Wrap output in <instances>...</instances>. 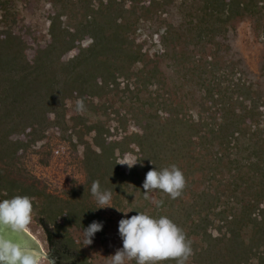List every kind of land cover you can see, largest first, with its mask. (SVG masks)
<instances>
[{"label":"trees","instance_id":"obj_1","mask_svg":"<svg viewBox=\"0 0 264 264\" xmlns=\"http://www.w3.org/2000/svg\"><path fill=\"white\" fill-rule=\"evenodd\" d=\"M136 2L142 3L141 7L148 11L155 5L164 9L170 0H132L133 4ZM220 2L223 3L222 10L218 7L219 2H208L209 16L221 19L222 13L227 11L225 7H228L229 13L224 22L235 14H242L237 0ZM259 2L250 0L249 4L243 5V14L263 19L264 3L259 6ZM6 3L7 0H0V10H6ZM52 3L54 9L48 14L50 40L37 47L28 43L26 31L16 30L2 15L0 198L8 199L15 195L31 197L33 215L45 230L49 255L56 259V264H88L89 250L72 235L71 228L83 231L93 221L101 222L91 199L92 182L98 180L102 188L115 194L122 190L125 193L132 184L139 188L140 181L148 171L175 164L186 178V187L177 199L155 190L158 201H163L156 208L162 213L169 212L167 217L182 228L191 241L193 254L186 264H253L254 261V264H264V113L257 111V101L253 100L250 105L246 103L251 100L252 87H246L241 80L235 82L234 67L228 72L216 73V61L204 63L202 59L196 60L194 67L210 66L208 71H211V77H205L199 83L200 109L199 118L195 121L183 113V106L173 107L168 95L172 98L175 92L168 94L170 89H166L165 79L156 75L158 60H154L153 68L148 69L150 64L144 61L145 55L131 45L126 16L124 13L113 15L117 5L115 0L100 1L98 10L91 1L85 3L86 10L81 21L84 23L80 28L78 22L75 23L74 11L57 12V2L52 0ZM62 16H66V19L62 20ZM122 18L123 22L120 21ZM142 19L141 16L137 17L136 22ZM164 28L159 35L164 46L159 56H165L171 47L168 39L173 34L172 28ZM88 30L94 32L89 46L82 48L81 39L77 45L73 43L75 37ZM76 46L77 56L67 63H60L61 56ZM35 48L39 52L31 59L28 53ZM112 57H125L133 63H142L139 72L149 77L146 88L156 85L151 94L158 106L154 114L147 113V108L151 110L155 102L145 101L141 105L144 121L136 123L139 131L124 135L122 140L109 142L96 131L95 144L100 151L89 146L90 143L83 151L85 182L65 190L63 195L47 191L36 177L24 176L13 160L20 159L28 152L30 141L42 139L50 123H55L50 119V114L54 112L60 115L58 106L66 98L86 100L87 94L95 96L112 90L106 80L98 84L95 79L97 72L113 73L114 68L119 69L116 62L110 59ZM174 58L181 61L185 56L174 52ZM181 70L183 67H179V71L181 77L186 78L184 84H192ZM202 74H206V71ZM184 84L181 87L187 88ZM90 88L98 90L89 91ZM244 88L246 93L243 92ZM135 93L139 95L140 90L137 89ZM194 94L192 90L185 94V98L193 99ZM237 101L240 104H236ZM160 110L166 115L160 116ZM77 118L83 120L89 132L97 129L88 124L87 113L85 117L77 115L75 120ZM70 121L66 120L71 124ZM74 126L72 129L76 133ZM253 137H256L257 144L252 143ZM130 145H135L137 149V164L126 173L119 169L115 150L119 148L124 155L133 151ZM243 153L246 155L241 157ZM224 161L228 164L223 165ZM222 166L226 168L222 169ZM15 167L17 169L13 170ZM204 171L207 172L204 176L209 187L202 189L192 176L199 172L201 177ZM214 184L225 187L215 193L210 189ZM238 197L243 199L239 200ZM210 226L216 227L219 234L209 232ZM103 232L104 229L95 237H102ZM164 264H176V261L169 260Z\"/></svg>","mask_w":264,"mask_h":264},{"label":"rangeland","instance_id":"obj_2","mask_svg":"<svg viewBox=\"0 0 264 264\" xmlns=\"http://www.w3.org/2000/svg\"><path fill=\"white\" fill-rule=\"evenodd\" d=\"M55 1L57 2V12L62 13L68 10L73 13L74 11L75 23L78 22L77 25L80 28L84 23L81 21L86 10L85 3L91 1L93 7L98 10L101 7L100 1L107 2L109 0ZM74 1H78V3L72 4ZM115 1L117 5L113 9V15L124 13L126 16L128 40L132 41L131 45L135 49L139 48L145 55L144 61L150 64L148 69L153 68L154 60H158L159 68L156 75L160 79H165V87L170 89L168 94L175 92L172 94V98L168 95L169 100L173 102V107L180 108L183 106V113L187 114L186 116L189 115L191 119L198 120L199 97L201 95L199 83L205 77H211V71H208L209 65L193 66L196 60L202 59L204 63L216 61L218 67L216 73L228 72L234 67L235 76L233 79L235 82L241 80V83L245 84L246 87H252L251 100L246 103L250 105L253 100L257 101V111L264 113V18H254L247 13L243 14L242 6L249 4L250 0H237L240 2L239 11L242 14H235L228 22L223 21L229 13L228 7H225L227 11L222 13L221 19L207 14L209 11L208 2L215 3L217 1L219 2V9H223V3L220 0H170L166 8L163 9V7L155 5L148 11L141 7L142 3L140 2L133 4L132 0ZM262 3L264 0L258 5L260 6ZM52 4V0H7L6 10H0V23L3 15L7 23L16 30L26 31L25 37H28V43L33 44V47L44 45L50 40L48 14L54 9ZM140 16L143 19L136 22L137 17ZM61 19L65 20L66 16H62ZM120 21L123 22V18ZM201 21L202 23H200ZM167 26H170L173 31L172 36L168 39V43L171 45L170 51L165 56H159L164 49L159 35ZM92 33H94L92 30L81 32L74 38L73 43L77 45L81 39L82 48L89 46L94 39ZM77 47L66 51L61 56L60 63H67L76 57ZM35 50L36 48L28 53L29 58L33 59L38 54L39 51ZM174 52L184 55L185 59L178 61L174 58ZM110 59L116 62L119 69L114 68L113 73L97 72L95 79H97L98 84H102L106 80L112 90L109 89L107 92L95 96L87 94L86 100L84 98H66L63 101L64 105L58 103L62 104L58 106L60 115L54 112L50 114V119L54 120L55 123H50L42 139L29 142L28 152L24 156L13 160V163L22 171L24 176L36 177L40 181V185L47 188V191L63 195L65 190L83 184L86 180V169L82 163L84 149L90 143L89 146L100 151V147L95 144L96 131L109 142L122 140L124 135L139 131L136 123L144 121L141 105L145 101L155 102L151 93L155 90L156 85L146 88L149 77L146 76L147 74L139 72L142 63H133L132 60L125 57H112ZM173 65L176 70H174ZM179 67H183L182 75L186 73L193 85L184 84L186 78L181 77ZM204 71L206 74L203 75ZM182 84L186 85L187 88H182ZM127 86H129V90H127ZM137 89L140 90L139 95L135 93ZM97 90L89 89V91L94 92ZM192 90L195 91V98L186 99L185 94ZM81 99L85 107L83 111H77L76 102ZM235 103L240 104L238 101ZM157 106L158 104L155 102L151 110L147 108V113L154 114ZM85 108L88 112L85 111ZM86 113L89 118L88 121H90L88 124L97 128L94 131L89 132L82 119L77 118L75 120L77 115L85 117ZM158 114L160 116L166 115L163 110H160ZM68 119H71V124L66 122ZM77 123L79 124L74 126ZM73 126L76 133L73 132ZM38 136L39 134L36 138ZM251 140L252 143L257 144L256 137ZM129 147L133 151L130 150L124 155L121 154L119 148L115 150L119 169L126 173L131 170L133 165L137 164L135 155L137 149L134 148L135 145ZM244 155L246 154H241V157ZM122 163H128L132 167ZM224 164L228 163L224 161ZM17 168L15 167L13 170ZM225 168L222 166V169ZM224 173L227 174L226 170ZM206 174L207 172L204 171L200 177V173L195 172L192 176L197 185L201 184L199 187L202 189L209 187L204 176ZM143 179L145 176L140 181L139 188L132 184L126 188L125 193L123 190L116 194L112 192V207L98 209L100 205L97 204L94 197L91 198L104 225V232L102 237L98 235L93 238L90 245H86L89 250L88 264H109V256L123 247L122 239L118 233V224L122 218L136 215L137 211L156 218L164 213L156 208L155 201H158V198L155 191L150 192L149 198L145 199L142 188ZM224 187L214 184L210 186V189L216 193L218 189L221 190ZM237 199L243 198L238 197ZM168 213L165 211L163 215L167 216ZM27 232L37 240L41 249L49 254L45 230L34 215ZM209 232L214 235L219 234L214 226L209 227ZM71 233L80 242H83L81 229L71 228ZM45 264L48 262L46 261ZM127 264H135V261H128Z\"/></svg>","mask_w":264,"mask_h":264},{"label":"clouds","instance_id":"obj_3","mask_svg":"<svg viewBox=\"0 0 264 264\" xmlns=\"http://www.w3.org/2000/svg\"><path fill=\"white\" fill-rule=\"evenodd\" d=\"M84 107L82 99L76 102L77 111H83ZM185 187L186 178L175 164L148 171L142 185L145 199L155 190L177 199ZM90 192L100 205L98 209L112 207V192L102 188L98 180L92 182ZM155 203L159 207L163 201ZM33 213V199L27 195L0 199V264H45L46 261L56 264V259L41 250L27 234ZM103 227L102 222L93 221L83 229L85 246L93 242L96 233L102 231ZM118 233L123 247L109 256V264H127L132 260L135 264H164L169 260L186 264L193 254L191 241L183 229L167 216L156 218L137 211L136 215L126 216L119 221Z\"/></svg>","mask_w":264,"mask_h":264},{"label":"water","instance_id":"obj_4","mask_svg":"<svg viewBox=\"0 0 264 264\" xmlns=\"http://www.w3.org/2000/svg\"><path fill=\"white\" fill-rule=\"evenodd\" d=\"M27 234H28V236L32 239V240H34V241H36L37 242V240L32 236V235H30L28 232H27ZM37 245L40 247V249H41V246L39 245V243L37 242ZM42 250V249H41Z\"/></svg>","mask_w":264,"mask_h":264}]
</instances>
